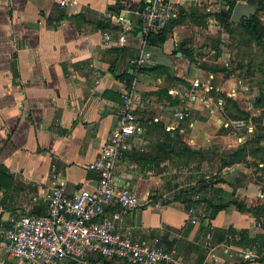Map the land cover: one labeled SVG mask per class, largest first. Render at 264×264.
<instances>
[{"label": "crops", "instance_id": "1", "mask_svg": "<svg viewBox=\"0 0 264 264\" xmlns=\"http://www.w3.org/2000/svg\"><path fill=\"white\" fill-rule=\"evenodd\" d=\"M141 1L0 0V264H25L4 249L2 228L13 216L44 211L55 184L66 192L94 187L97 175L88 162L114 125L125 90L143 127L126 139L114 166L117 182L141 203L122 215L119 228L171 248L186 264H201L206 256L212 264H264V226L250 210L229 202L206 217L203 201L190 213L173 198L179 188L203 181H211L204 194L214 202L253 206L261 195L250 155L224 162L241 137L225 124L220 97L233 81L199 65L203 47L190 39L211 0H171L177 11L161 30L164 37L144 44L131 15L124 41L116 42L120 26L104 17L107 5L121 9ZM71 14H78L75 20ZM104 18L109 26L95 25ZM141 44L149 56L135 67L127 60ZM194 78L213 87L192 86ZM245 248L252 258L241 256ZM57 264L87 263L64 258Z\"/></svg>", "mask_w": 264, "mask_h": 264}, {"label": "built area", "instance_id": "2", "mask_svg": "<svg viewBox=\"0 0 264 264\" xmlns=\"http://www.w3.org/2000/svg\"><path fill=\"white\" fill-rule=\"evenodd\" d=\"M73 1L58 0L61 5ZM176 11L171 0H142L118 10L106 9L103 15L120 26L115 37L118 43L124 41V31L131 26V15H134L144 44L148 41L147 34L160 31ZM102 35L105 39L110 38L105 30ZM142 44L133 56L128 57L130 65L138 67L149 56ZM191 84L206 89L213 87L208 80L199 78H194ZM130 94L129 90L122 93L115 123L97 154L88 162V167L97 175L94 187L80 186L66 192L62 183L55 184L46 196L44 211L13 216L1 232L4 249L9 255L25 264H57L64 258L87 264H186L173 254L171 248L146 238L132 237L118 226L122 215L141 203L132 189L116 182L114 166L126 139L143 127L132 110ZM229 123L240 125L242 120L227 119L225 124ZM154 205L158 206L160 202L155 201ZM188 211L192 213L190 207ZM189 219L195 222L196 216L191 214ZM204 246L206 255L210 254L207 241ZM92 253L99 257L87 258ZM240 254L244 258L253 256L247 248ZM201 264H212L211 259L206 256Z\"/></svg>", "mask_w": 264, "mask_h": 264}, {"label": "rangeland", "instance_id": "3", "mask_svg": "<svg viewBox=\"0 0 264 264\" xmlns=\"http://www.w3.org/2000/svg\"><path fill=\"white\" fill-rule=\"evenodd\" d=\"M256 1V0H252ZM258 2L254 14L258 19L261 34L259 40L243 26L228 18L222 21L220 12L226 11L227 0H211L209 9L202 7L201 26L192 28L190 39L196 46L203 47L199 55V63L215 64L221 77L229 78L234 86L227 90V95L232 96L236 104L246 113L237 112L236 117L227 115V119H241L240 125H230L240 134L239 140L249 139L251 136L260 135L257 144L260 145L255 153L248 158V162H254L252 169L257 171L256 176L261 184V195H257L259 207L258 214L254 217L264 223V0ZM191 26V25H190ZM202 55L207 60L202 58ZM212 76V74H211ZM210 76V78H211ZM261 95L260 101L257 96Z\"/></svg>", "mask_w": 264, "mask_h": 264}, {"label": "trees", "instance_id": "4", "mask_svg": "<svg viewBox=\"0 0 264 264\" xmlns=\"http://www.w3.org/2000/svg\"><path fill=\"white\" fill-rule=\"evenodd\" d=\"M235 1L236 0H227L228 7L226 11L220 12L222 21H228V18H230L231 8ZM249 1H252V0H249ZM256 1L257 3L260 2L261 4L260 0H256ZM117 8L118 7L115 4L107 5V9H110V10H118ZM76 15L78 14H71L70 16L75 20ZM236 24L248 29L252 33V35L256 38V40H259L261 30L259 29L258 19L256 15L254 14V12L251 13L249 16H241L240 19L236 22ZM95 25L99 26L100 28H106L107 26H109V23L104 18V19H99L95 21ZM161 30L158 32H149L147 34V40L150 42V40L154 39L155 36H158V35H160V39L164 37V34L161 33ZM199 65H201L204 69L217 70L216 68L217 66H215V64L200 62ZM125 73H126L125 76L129 74L128 72H125ZM125 80H128V79L125 78ZM261 95L262 93L257 96L258 101H260L259 97H261ZM220 97H222V99L224 100V108L228 116L236 117L238 116L236 115L237 112H241V115L242 113L243 114L246 113L245 110H242L241 108H239L236 102H234L235 99L232 96L227 95L226 93L220 92ZM259 137L260 135L258 134V135L251 136L249 139H245L239 142L237 146H235L234 148L228 151L227 161H224V162L231 163L237 159H239V161L246 160L245 158L246 155L252 156L255 153V150L258 147H260V145L257 144V140ZM190 151L193 152L192 150ZM253 163L254 162H251V164ZM210 182L211 181H203L202 185L200 186L190 185V186L179 188L176 191V193H174L173 198L180 200L186 209H188L190 206H192L196 202L201 203V201H203L204 203L203 210L205 213L204 216L206 217H212L219 208L227 205L229 202H233L239 209L250 210L253 214L255 215L258 214L257 212H258L259 206L257 204H254L253 206H246L244 203L236 199L219 200L218 202L212 201L210 199L209 194H206V195L204 194L205 193L204 190L207 186H210L211 184ZM201 189L204 191L203 194L199 196L198 195L194 196V194L197 191H200ZM256 219L264 226V223L260 219H258L257 216H256ZM226 229L230 231V228L228 226ZM239 232L242 237H245L244 229H241Z\"/></svg>", "mask_w": 264, "mask_h": 264}, {"label": "water", "instance_id": "5", "mask_svg": "<svg viewBox=\"0 0 264 264\" xmlns=\"http://www.w3.org/2000/svg\"><path fill=\"white\" fill-rule=\"evenodd\" d=\"M257 7H258L257 1L236 0L233 3L232 8H231L230 19L232 21L237 22L241 16H249L251 13L255 11ZM181 43L182 41L179 42V46L181 45ZM263 119H264V115H263ZM117 181H118V178H116V182ZM117 183L122 185L119 182Z\"/></svg>", "mask_w": 264, "mask_h": 264}]
</instances>
